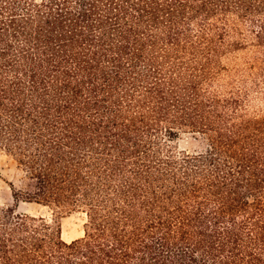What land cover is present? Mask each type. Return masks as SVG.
<instances>
[{"label":"trees","instance_id":"trees-1","mask_svg":"<svg viewBox=\"0 0 264 264\" xmlns=\"http://www.w3.org/2000/svg\"><path fill=\"white\" fill-rule=\"evenodd\" d=\"M262 98L264 0H0L13 198L86 216L0 205V264H264Z\"/></svg>","mask_w":264,"mask_h":264},{"label":"rangeland","instance_id":"rangeland-1","mask_svg":"<svg viewBox=\"0 0 264 264\" xmlns=\"http://www.w3.org/2000/svg\"><path fill=\"white\" fill-rule=\"evenodd\" d=\"M225 58L229 65L235 64L237 59L242 58L240 52ZM254 108L264 114V98L254 102ZM179 150L189 152L198 151L205 147V141L198 135L191 133H181L173 143ZM29 186L24 174L17 166L16 162L4 153H0V205H15L18 212L28 213L34 216L44 217L48 222L58 221L60 225V236L65 241H71L81 237L84 233V223L86 216L80 211H65L54 206L44 205L36 202L15 200L13 192L19 196L24 195V191Z\"/></svg>","mask_w":264,"mask_h":264}]
</instances>
